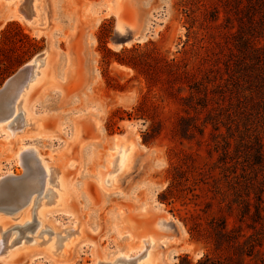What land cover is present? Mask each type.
<instances>
[{
	"label": "rangeland",
	"instance_id": "rangeland-1",
	"mask_svg": "<svg viewBox=\"0 0 264 264\" xmlns=\"http://www.w3.org/2000/svg\"><path fill=\"white\" fill-rule=\"evenodd\" d=\"M10 1L0 0V88L34 56L50 49L48 78L30 89L23 101L25 111L36 122L19 131L14 129V134L0 129V193L18 190V185L12 188L4 181L10 171L16 184L39 188L43 175L31 174L17 161L20 147H35L37 158L43 159L39 164L43 169L46 164L60 169L68 189L62 207L47 210L45 220L53 221L60 230L67 229L65 235L70 240L78 237L73 231L82 232L73 244L60 249L62 255H52L45 246L37 247L41 240L58 237L52 227L42 229L40 225L41 205L51 196L44 191L45 196L41 194L38 199V209H32L31 220L23 225L19 223L24 220L23 208L10 213L0 210L8 224L5 242L14 234L8 244L14 247L8 250H15L11 257L0 256V264H104L122 253L128 254L126 261L115 264H138L143 253L152 254L158 264H181V257L186 255L191 264H196L207 245L193 240L187 225L193 223L192 215L204 208L206 187L199 186L198 196L189 194L173 205L162 203L159 195L170 184L172 166L181 161L184 152L196 156L199 172L209 170L218 161L221 150H215L212 125H208L201 144L195 140L180 143L172 132L180 112L178 101L167 97L160 86L149 92L144 75L118 63L114 55L109 57L110 65L103 62L106 52L102 41L106 39L107 47L116 53L140 44L150 54L177 61L181 69L190 70L199 79L209 76L215 81L211 87L219 84L227 91L235 68L232 62L240 54L239 31L250 30L251 15L260 26L264 0H256L257 12L249 7L250 0H128L127 20L136 23L141 37H145L130 42V46L125 42L131 33L117 31V0ZM17 5L30 16L35 13L34 23L23 18ZM105 21L108 26L102 36L100 29ZM7 27L8 38H3ZM254 44L263 46L264 37L256 38ZM119 84L125 89L120 90ZM145 94L160 106L156 119L164 123L162 133L149 144L144 143V133L151 121L128 115ZM229 94H225L227 100ZM14 95L13 91L11 100L7 98L1 108L9 111ZM244 95L250 92L244 91ZM232 101L237 104L236 98ZM25 111H21L24 123ZM254 120L249 133L258 129L264 145V120L260 115H254ZM222 130L226 135L225 128ZM236 136L239 140V133ZM117 137H127L125 146H131L132 151L127 165L123 158L118 170L110 175L109 184H105ZM25 160L29 170L36 166L31 153ZM54 178L53 182L49 180L52 191L58 187V178ZM259 178L264 182L262 173ZM261 185L264 189V183ZM38 195L36 192L33 196ZM262 196L264 200V193ZM251 197H255L253 191ZM18 214L21 219L15 218ZM147 234L155 237L149 247L140 242L147 239ZM5 246L2 249L6 250ZM262 257L256 258L259 263Z\"/></svg>",
	"mask_w": 264,
	"mask_h": 264
},
{
	"label": "trees",
	"instance_id": "trees-1",
	"mask_svg": "<svg viewBox=\"0 0 264 264\" xmlns=\"http://www.w3.org/2000/svg\"><path fill=\"white\" fill-rule=\"evenodd\" d=\"M255 4L256 0H250L252 12H257ZM262 19L264 17L258 27V21L251 15L248 18L250 30L239 31L237 49L240 54L232 62L235 68L227 91L219 84L211 87L215 81L209 76L199 79L190 70L181 69L177 61L150 54L140 44L113 52L102 37L106 52L103 62L110 65L109 57L114 55L118 63L144 75L149 92L160 86L167 97L178 101L180 112L172 132L180 143L195 140L201 144L208 125H212L210 134L215 139V150L217 153L221 150L218 161L209 170L199 172L196 156L184 152L181 161L172 166L170 184L159 195L162 203L173 205L189 194L198 196L199 186L206 187L208 198L203 202L204 208L195 212L193 223L187 225L191 238L207 245L206 253L196 264H264V189L261 185L264 182L259 180L261 173L264 175V145L258 129L254 134L249 133L255 123L254 115L264 120V45L254 44L256 38L264 37ZM107 26L108 21H105L100 29L102 36ZM8 32L9 27L3 30L2 37L8 38ZM22 34L30 41L27 34ZM118 88L124 90L125 86L119 84ZM244 91H249L250 95H244ZM226 92L230 93L228 100ZM226 101H229L228 106H224ZM159 113L160 106L145 94L128 114L129 118L151 121L144 133L145 144L162 133L164 123L156 119ZM209 154L212 158V151ZM259 255L263 256L261 263L256 259ZM181 264H191L188 255L181 257Z\"/></svg>",
	"mask_w": 264,
	"mask_h": 264
},
{
	"label": "bare ground",
	"instance_id": "bare-ground-1",
	"mask_svg": "<svg viewBox=\"0 0 264 264\" xmlns=\"http://www.w3.org/2000/svg\"><path fill=\"white\" fill-rule=\"evenodd\" d=\"M6 1L11 2L10 0H6ZM127 1L128 0H117L116 1L117 2V8H118V11H117L118 26L116 25L117 30L125 31L126 29H132V30L139 32L138 26L136 27V23H130L127 20L128 19L127 18V16H128L127 15L128 14L127 6L128 5L126 4ZM16 7H17V10H19V12H21L23 14L22 15L23 18L28 23H30V24L34 23V19H32V17L35 15L34 12H32V15L30 16L25 11H22V10L20 11V9L18 8V5ZM109 9L110 10L113 9L112 8V2L110 3ZM143 36L144 35L142 34L141 38H145ZM141 40H143V39H141ZM130 45H131V43H128V46H130ZM49 49H50V47H48L47 49L42 51L41 56L35 57V58L31 59L30 62H28V64H30L32 66V70L26 79L22 78L23 80L21 79L20 81L14 83L12 85L9 93L7 94V98H9V99L11 98V93H13V91L15 92V95L12 98V103H11L12 106H11V109L9 111H7L3 108L0 109V129L2 128V129L10 130L12 132V134H14L15 133V132H13L14 129H15V131L16 130L19 131V130H22L25 125H27V126L32 125L36 122V121L32 122L36 118L29 113L27 114V112L25 111L26 109L23 105V101H24V97L27 95V93L30 89L34 88L37 84L42 83L44 80H46L48 78L47 72H48V61H49L48 57L49 56L47 55V53H48ZM21 111H23V112L25 111V113H26L25 123H24V117H23V114ZM2 112H4V113H2ZM18 121L20 122L19 126H15L14 124H16V122H18ZM13 125H14V128H11V126H13ZM5 132H6L8 137H10V136L12 137V134H9L7 131H5ZM127 140H128L127 137H117L114 139L115 147L113 148V153H112V156L110 158V166L108 167L107 177L106 178L104 177V180H103V182L105 184H109L110 175L112 174L113 170H118L119 165L123 162V158H124L125 164L127 165L130 152L132 151L131 146H125V142ZM127 149H128V151H127ZM29 153H31V155H33L35 157L36 162H37L35 164L36 166L33 168H30L29 171L31 174L33 173L34 175L42 174L43 175L42 179H44L43 180L44 186H43L42 190H40L39 188L31 189L32 194H31L29 200L22 207H20L19 209L15 210V211H18V210L23 208V210L21 211L22 212L21 215L22 216L25 215L23 217V219L25 221L22 219L23 220V221H21L22 223L19 222L21 225H23V222H26V221L28 222L31 220L32 209H34V207L38 209L39 204H37V203L39 202L38 199L41 196V194H43L44 191H46L47 195H49V194L51 195L50 199L48 201L43 202V204L41 205V209H40L39 213L38 212L37 213H38L39 218H40V225L43 226L42 229L44 228V226L52 227L54 232H56V234H58V237H54L51 239L46 238L44 240H41L40 243L39 244L37 243L36 245H38L37 247H39V246L44 247L45 246L44 248L46 249V251H49L52 255L59 256V255H62L60 249L65 245L73 244V242L76 240V238L79 237V235L81 234L82 231H80L79 229L73 231V234H77L78 237L70 240V238H69L70 236L65 235L66 234L65 231L66 232L68 231L67 229L60 230L58 228V226L53 221L49 222V221L45 220V216H46L45 212L47 210L49 212L50 209L62 207V205L64 203L63 199L65 198L67 191H68L66 180H65V175L63 174V172L60 169L52 168L48 164L44 165L45 169H43V167L39 164V159L41 161L43 159H42V157L37 158V155L39 156L38 151L35 149V147H32V146L20 147V149L17 153V161L21 165H23V164L26 165L27 164L26 160H28V159L25 160V158H26L27 154H29ZM123 153H124L125 157H123ZM111 165H112V167H111ZM111 168H112V170H111ZM7 175L11 176L14 174L10 171ZM54 175H56L58 178V182H57L58 187L56 190L52 191V188L50 187L49 184L54 181V179H55ZM42 179H41V181H42ZM1 180H3V179L0 176V181ZM36 192H39L40 195L35 197L33 195ZM43 196H45V195L43 194ZM4 205H7V203ZM4 209H9V207L5 206ZM4 209H0V210H4ZM4 211L8 212L7 210H4ZM15 211H13V212H15ZM18 215H17L18 217L17 216L16 217L14 216V217L21 219V218H19V217H21V215L20 214H18ZM18 219H16V220H18ZM175 221H176V219H175ZM29 225H30V223L26 224V226H29ZM41 226H40V228H41ZM7 227H8V224L5 222L4 217L0 216V256H2L4 254H9L8 257H11L14 255L15 250L9 251L8 249L13 248L14 245L11 244L10 246H8V244H9V240H11V242H12L14 234L11 235V237H9V239L5 242L4 234H5ZM42 229L40 231H42ZM69 234H71V233H69ZM40 235H41V233H40ZM146 236H147L146 237L147 239L146 240L141 239L140 242L142 244H146V246L149 247V244L155 240V237L151 234H147ZM67 241H69L68 244H66ZM5 244H6V246H5ZM3 246H5L7 249L6 250L2 249ZM127 257H128L127 253H122L119 257L114 258L109 263L108 262L107 263L108 264H115L116 262H119L122 260L126 261ZM140 257H141V259H140V262L138 264H158L157 260H156L157 258H155L150 253H148V254L143 253L140 255ZM107 263H104V264H107Z\"/></svg>",
	"mask_w": 264,
	"mask_h": 264
},
{
	"label": "water",
	"instance_id": "water-1",
	"mask_svg": "<svg viewBox=\"0 0 264 264\" xmlns=\"http://www.w3.org/2000/svg\"><path fill=\"white\" fill-rule=\"evenodd\" d=\"M119 31V30H117ZM126 32L131 33V35L129 36V38L127 39V41L125 43H130L133 41H139L141 39V33L137 32L135 30L132 29H126ZM42 52L37 54L35 57H39L41 56ZM32 58V59H33ZM32 70V66L28 63H26L22 68H20L13 76H11L8 80H6V82L3 84V86L0 88V109L2 107V104H4L6 102V98H7V94L9 93L12 85L18 81H20L22 78L26 79L29 74L31 73ZM4 113V112H2ZM1 113V114H2ZM27 167V170L29 171V167L26 164L25 165ZM30 172V171H29ZM15 178L8 176L6 178H4V181L8 182L10 184V186L13 188L14 186L18 185V190L17 189H11L10 193L7 194L4 192L0 193V209H4L5 206L9 207V209H4L7 210L8 212H13L17 209H19L20 207H22L30 198L31 194H32V190H31V186L29 185H20V184H16V181L14 180ZM42 182L39 186V189L42 190L44 183ZM22 187V188H20ZM7 205H4L6 204Z\"/></svg>",
	"mask_w": 264,
	"mask_h": 264
},
{
	"label": "crops",
	"instance_id": "crops-1",
	"mask_svg": "<svg viewBox=\"0 0 264 264\" xmlns=\"http://www.w3.org/2000/svg\"><path fill=\"white\" fill-rule=\"evenodd\" d=\"M87 100H89V99H87Z\"/></svg>",
	"mask_w": 264,
	"mask_h": 264
}]
</instances>
